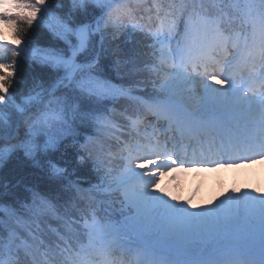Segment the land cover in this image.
<instances>
[{
	"label": "snow or ice",
	"instance_id": "6c2138e0",
	"mask_svg": "<svg viewBox=\"0 0 264 264\" xmlns=\"http://www.w3.org/2000/svg\"><path fill=\"white\" fill-rule=\"evenodd\" d=\"M114 2L70 0L69 3L68 0H56L53 8V0H0V25H3L0 50H11L13 57L31 60L40 71L45 68L55 70V80L48 89H44L42 77H34L28 95L21 104H15L14 93L23 83L19 79V64L4 62L0 57V93H3L0 105L15 104L16 111L23 115L29 105L42 100L46 94H53L61 86L66 89L65 96L55 101L56 108L53 109V118L60 122V135H52L47 130L50 121L47 107L29 125L22 140H19L18 125L13 128L9 119L0 113V171L6 163L19 159L33 169H40L50 182L47 191L37 190L35 186L26 188L31 204H21V207L37 217L54 214L61 200L74 207L73 190L78 192L79 187L77 181L70 177L80 169L94 170L99 174L104 164L91 152H77L70 173L66 166L62 167L53 160L49 150L57 149L62 135L76 130L77 121L81 125L92 121L100 123L96 106L106 99H115L103 74V60L106 58L103 40L97 48L89 39L94 32L101 30L102 21L105 25L116 24L111 19ZM97 9L99 16L96 15ZM176 11L187 19L182 21L183 39L177 40L173 49L171 40L181 36ZM105 15L108 20H105ZM157 15L161 23L149 35L160 45L159 65H152V71L160 79L151 81L152 94L141 98L144 107L158 121L168 123L173 139L177 133L181 137L186 133L200 136L205 130L219 133V130L227 128L230 133L227 145L221 135L219 150L231 147L264 157V2L256 10L250 0L243 3L241 0H231L230 3L226 0H191V3L180 0L179 6L171 5L170 11L162 18L158 7ZM49 17L63 29L52 31V34L65 41L69 52L40 46L31 36H22V25L32 28ZM225 17L247 21L251 25V33L245 30L225 34L222 29ZM68 34L75 35L77 42L69 40ZM9 37L11 44L8 43ZM229 43L236 50L233 62L217 59V49L223 48L227 54ZM241 50L243 55H240ZM114 55L116 58L106 67L119 71V52ZM153 56L156 57L157 52H153ZM78 59L81 62L78 63ZM241 71L247 72L246 78L238 75ZM256 81H259L258 85ZM132 87L121 89L120 95H132ZM37 88L42 90L36 91ZM52 103L49 101V105ZM237 114H243L247 122L241 125L234 120ZM139 123V118L132 121L133 127H138ZM41 135L48 137L43 143L37 139ZM14 139L19 142L11 143ZM167 139L163 148L159 141L153 143V138L147 136L145 143L130 144L126 154H121L122 168L118 175H113V169L105 165L99 183L93 187L96 190H118L122 209L127 208L128 216L124 221L117 220L112 224L111 218L109 222L102 223L95 211L90 219L82 215L83 230L90 242H98L103 251L117 241L126 245L134 252L133 264H264V193L229 194L208 207L193 205L191 200L187 201L188 207L175 203L179 197L157 188L158 178L169 167L186 161L175 152L167 151ZM212 147H216L214 141ZM193 157L192 163L223 166L220 164L222 156L213 160L201 153L202 158L196 159L194 151ZM165 158L167 166H164ZM6 189L7 185H0V198L6 194L18 197L17 193ZM165 197H170L172 202ZM17 203H20L18 198ZM0 212L14 218L18 226L25 223L16 212H10L2 205ZM58 219L64 221V230L62 233L53 230L59 237L55 247L59 249L63 243L66 247L61 252L70 253L74 250L72 240L76 230L73 226L78 221L67 212ZM5 230L7 237L3 235ZM29 236L39 241L37 248L44 246V242L31 231ZM17 240H20L17 255L20 247L25 250L32 247L6 221H0V245L10 250ZM0 264H20V261H0ZM34 264L40 262L34 261ZM80 264H84L83 260Z\"/></svg>",
	"mask_w": 264,
	"mask_h": 264
},
{
	"label": "trees",
	"instance_id": "16d2710c",
	"mask_svg": "<svg viewBox=\"0 0 264 264\" xmlns=\"http://www.w3.org/2000/svg\"><path fill=\"white\" fill-rule=\"evenodd\" d=\"M70 3V0H68ZM191 3V0H188ZM56 0H53V8H55ZM22 27V36H31L40 46H52L54 48H60L61 40L55 36H53L52 32L47 30L45 27L34 24L32 28ZM138 35L139 41H148L150 37L146 34L137 32L135 30H124L119 28L115 33L114 30L108 29L104 33V56L106 57L103 60L105 65L104 74L108 77L109 80L117 81L121 85L126 86H136L135 78H128L123 74V67L127 64L132 63V61L136 62L138 58V51H133V49H124L123 43L128 40L131 41L135 39L134 37ZM11 41V38H8ZM137 41V39H135ZM134 41V40H133ZM138 41V42H139ZM135 42V41H134ZM136 43V42H135ZM149 43V42H148ZM123 50L127 51L123 53ZM5 53L2 58L4 62L13 63L18 62L19 64V79L23 81V83L19 84L15 93L14 100L15 104H21L23 99L28 95L29 90L33 83L34 77H42V83L44 85V89L48 88L50 83H53L55 80V70L51 68H45L43 71H40L39 67L34 65L31 60L25 59L23 57H15L13 59H7L9 54H12V51ZM119 52V58L121 60V65L119 67V71L109 70L107 69V65L114 60L115 53ZM133 51V52H132ZM138 56V57H136ZM136 57V58H134ZM153 63L149 67H143L145 71L152 69ZM62 73V72H61ZM147 73V72H146ZM150 76L152 73L150 72ZM152 82L147 83L142 86V88L146 89L143 92L145 96L151 95L153 92V86H151ZM42 89L37 88L36 91H41ZM12 91V89H10ZM3 93H0L2 95ZM45 100V99H44ZM41 103H37L36 105L27 109V111L21 115L16 111L15 104L9 105H0V113H3L4 117L9 119V122L15 128L18 125V136L19 140L25 138L28 133L29 125L34 123L36 117L43 113V101ZM6 126V125H5ZM85 127V125L78 124V128ZM86 133L88 135V139H94L91 136L94 135L93 130L83 128L81 130V134ZM78 137V138H75ZM83 144L81 143V140ZM37 139L43 143L45 140V136H38ZM19 140H12L11 143H18ZM92 142V141H91ZM94 145V143H92ZM50 154L54 161L58 162L62 167H67L69 172H72V169L75 165V156L77 152H91L94 156L96 155L92 149L87 150L85 148L84 140L82 137L72 136L66 139L56 150H49ZM22 156V153H21ZM100 172H104V168L101 169ZM71 180L77 181L79 191L77 192L75 189L73 190L74 207L69 204L65 205L64 201H60V205L57 207L56 212L54 214H44L42 216H35L27 208L21 207V204H31V196L26 193L27 187L35 186L37 190H45L47 191L50 187V182L47 177L42 173L40 169H33L30 165L22 163L19 159H13L12 161L5 164L2 171H0V185H7V189L5 191H11L13 193H17L18 197H13L9 195H4L3 198H0V205L5 208H8L10 212L14 211L16 214L23 218L25 221L24 224L18 226L14 222V218H10V215L5 212H0V221H6L12 228L16 230L19 236L22 239H27L32 247L28 250H25L23 247L19 248V254L17 255V246L20 244V240H17L9 249L5 248L4 245H0V261L7 256H10L12 260H19L20 264H25L24 262L29 259H35L38 251L46 250L48 247L51 250H54L55 244L54 241H58L59 237L54 229L59 230L62 233L64 229V221L58 219L59 216H64L67 213H70L72 219L76 218V214L79 212H83L82 207L86 209L84 206V198L90 196L84 192L85 189H93V185H96L99 182L98 176H96V171L88 170V169H80L78 170L76 175H72L70 177ZM27 197V198H26ZM17 198L20 203H17ZM83 200V201H82ZM92 210H89L91 213ZM78 226V223L74 224L73 227ZM29 231H31L34 235L39 237V240L44 242V246L37 248L36 245L39 241H34L29 236ZM5 237L8 236V232L5 230L3 232ZM48 238V241L45 239Z\"/></svg>",
	"mask_w": 264,
	"mask_h": 264
},
{
	"label": "rangeland",
	"instance_id": "374dc122",
	"mask_svg": "<svg viewBox=\"0 0 264 264\" xmlns=\"http://www.w3.org/2000/svg\"><path fill=\"white\" fill-rule=\"evenodd\" d=\"M115 2H117V0H115ZM112 6H113V3H112ZM111 11L113 14V7ZM108 18L109 17L105 15V20H108ZM37 25L43 26L49 31H50L49 26H51V29H52L51 32L52 31H63V29L60 27L59 24H57L55 19L51 17L47 18L46 21H41ZM22 26L26 28L28 27L27 25H22ZM104 26L106 25L102 21L101 27H104ZM111 26H119V25L118 23H116L115 25L111 24ZM0 29H3V25H0ZM4 31L7 34V30L5 29ZM117 31L118 29H114L115 33ZM95 33L96 32H94L90 36L89 39L91 40L93 45L98 47L99 41L94 36ZM134 38L137 39V41L133 39L136 43L133 40L132 42L126 40L123 43L122 48L126 50L132 48L133 51H138V56L141 55V57L138 58L136 62L132 61V63L127 64L125 67H123L122 71L125 76H128L127 79L131 77L136 79V85H138V87H133V89L135 90L136 93L142 92L143 94L144 91H141V89H144V88H142V86L144 87L147 81H148V84L153 80L158 81L160 77L155 78V77L150 76L148 73H146L147 71H145L143 68V67H149L151 65V61L153 60V58H156V57H152L153 52H155V50H153L152 48V43L150 44L151 41L149 40L146 42L139 41L140 37L138 35H136ZM68 39L71 40L72 42H77V37L75 35L68 34ZM63 50H65L66 52H69V49L66 43H65V48ZM126 50H123V53L127 54ZM13 58L15 57H13L12 54H9L7 56V59H13ZM79 61L80 59H78L77 62ZM107 86L110 89L111 95L115 97V99L119 98L120 90H117L115 87L111 86L110 84H107ZM151 86H153V84H151ZM61 98L63 97L51 96L49 101H52L53 103L51 105H49V101L46 103V106H48L49 108L48 115L50 117V121L48 125V132L52 135H60V131H59L60 122L59 120H56L53 118L55 116V112L53 111V109L56 108L55 101ZM102 105H103V102H101V104L98 105L99 108H102ZM68 134L69 132L67 134L62 135L59 142L62 141L63 138H65ZM131 140H128L129 142L126 143V145H124L121 148V150L123 148L126 150L130 144L134 145L135 143ZM169 171L170 170L162 172V174L158 178L159 183L157 184V188H163L165 192H171L174 195H177L179 197V200L175 201V203H183L185 207H188V204H187L188 200H191L193 205H197L199 207H208V206H211L212 203H215L218 200H222L225 196L229 194L239 195L244 192H251L253 195H260L264 193V167L252 166L251 164H246L245 167H242V169H239L238 174L235 179L231 177L232 175L230 174L229 171L218 172L216 176H214L212 173H207V172L202 173L201 172L200 176L202 177H200V179L192 177L190 173H183L174 182L169 181V179L172 178V175L171 173H169ZM118 174H119V171H118ZM113 194H115L116 199L111 200L110 204H113L112 206L118 211L117 216L124 221L125 218L128 216V210L127 208L122 209L121 202H120L122 197L120 195V192L116 190V192H114ZM165 199L170 200V197H165ZM170 202L172 201L170 200Z\"/></svg>",
	"mask_w": 264,
	"mask_h": 264
}]
</instances>
